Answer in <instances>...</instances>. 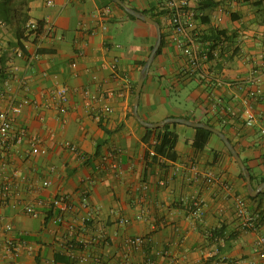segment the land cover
I'll list each match as a JSON object with an SVG mask.
<instances>
[{
  "label": "crops",
  "instance_id": "crops-1",
  "mask_svg": "<svg viewBox=\"0 0 264 264\" xmlns=\"http://www.w3.org/2000/svg\"><path fill=\"white\" fill-rule=\"evenodd\" d=\"M46 1L28 0L30 19L43 23L44 33L23 42L27 55L16 45L14 26L0 19V86L9 91L1 107L24 97L37 105L14 116L12 133L26 140L4 154L25 180H12L8 202L0 196V264H264L256 246L264 220L253 233L244 231L235 215L236 198L247 202L251 215L258 213V203L248 199L250 188L216 135L196 152L194 129L175 124L174 159L145 158V127L133 109L141 63L157 38L155 27L130 19L112 0H52L50 7ZM121 1L142 14L157 13V0ZM200 3L198 43L208 59L190 76L168 21L158 16L164 46L144 81L138 114L146 123L189 119L219 130L256 182L264 178V0ZM213 32L226 38L214 45ZM214 49L216 58L210 54ZM60 86L69 91L63 117L50 102ZM250 89L260 92L251 103L258 123L246 128L240 100ZM29 139L47 155L28 156ZM62 142L78 146L80 155L62 148ZM111 151L116 155L104 163ZM192 166L213 172L229 190L201 180L190 183ZM9 171L0 165L2 180H10ZM44 180L50 186L41 190ZM55 197H67L75 206L63 225L52 220ZM195 197L203 203L200 221L189 217L184 201ZM28 205L36 217L25 214ZM120 218L126 226L118 224ZM10 225L13 232L6 230ZM137 237L145 245L134 250L127 240Z\"/></svg>",
  "mask_w": 264,
  "mask_h": 264
},
{
  "label": "built area",
  "instance_id": "built-area-1",
  "mask_svg": "<svg viewBox=\"0 0 264 264\" xmlns=\"http://www.w3.org/2000/svg\"><path fill=\"white\" fill-rule=\"evenodd\" d=\"M201 0H157V10L164 16L168 21V28L171 35L172 42L181 49L184 57L187 59L189 67V75H195L201 71V63L208 59V54H202L200 51V46L198 43L199 32L197 29L198 20V8ZM53 4L52 0L46 1V6L50 7ZM110 14L109 10H105L104 17ZM27 28L30 30L37 29V23L30 20L27 24ZM106 29V27L104 28ZM44 30V29H43ZM42 32L41 36L43 35ZM40 36V37H41ZM210 54L213 57L218 56V51L216 49L211 50ZM72 67H76L73 64ZM9 95L8 89L0 86V165L3 169H9L10 180H2L0 177V196L3 201L8 202L11 198L12 191L14 187L12 185V180L24 181L21 174L11 168L10 161L4 157V154L10 150L12 146H21L26 138L22 134L12 133V125L14 116L20 115L23 107L34 106L36 103L28 97H24L19 100V103H11L7 109L2 108V102L7 99ZM260 92L257 89H250L247 91L246 95L241 98V109L240 117L246 128H253L258 123V117L253 110L251 105L252 101L259 98ZM50 102L54 104V109L58 113L59 117H63L68 113L69 107V91L65 86H60L57 88L50 97ZM105 113L110 112V108L106 107L104 109ZM262 133L264 134V127H262ZM27 154L30 157H45L47 155V150L43 148L35 139H29ZM62 148L69 151L70 153L79 156L80 149L78 146L69 143L62 142ZM116 155L115 152H108L102 159L104 163L110 161ZM154 152L150 151V157L154 156ZM192 177L189 179L190 183L196 181H203L207 185H221L225 189L229 190V183L218 178L213 172H201L196 166L191 167ZM161 186H164V182H160ZM50 186L49 180H44L40 184V189L44 190ZM32 188V187H29ZM188 207L189 217L195 221H200L203 217V203L198 198L185 199ZM52 209V220L58 225H63L66 223L67 218L75 212V206L67 197H55L51 202ZM85 208L89 206L84 205ZM24 212L29 217H36L37 212L33 205H28L24 208ZM235 215L238 219L242 221V229L244 231H249L253 233H258L259 231V215H251L248 211L247 202L243 198L235 199ZM127 220L120 218L118 224L120 226H126ZM70 229L73 227L70 226ZM6 230L8 232H13V226H7ZM127 245L134 250H139L145 245V240L143 238H132L127 240ZM257 255L264 262V234L258 236L256 243ZM86 261V257H82L80 262ZM105 264V263H101ZM139 264H154L152 261L147 260Z\"/></svg>",
  "mask_w": 264,
  "mask_h": 264
},
{
  "label": "trees",
  "instance_id": "trees-1",
  "mask_svg": "<svg viewBox=\"0 0 264 264\" xmlns=\"http://www.w3.org/2000/svg\"><path fill=\"white\" fill-rule=\"evenodd\" d=\"M109 1L110 3H113L111 0ZM12 2L13 0H0V19L3 23H9L14 26L16 31V38H17L16 45L24 55H27V51L24 47L23 42L27 41L29 37H33L34 41H37L43 32L44 25L43 23L38 22L36 30L28 29L27 24L31 20L29 16L28 0H16L14 4H12ZM200 4L198 10H200L201 8ZM115 6L118 9L122 10L118 5ZM143 14L147 15L150 19L158 22L159 25L161 26L158 16H162V14L158 10L156 14L151 12H144ZM127 16L132 20H137L128 14ZM213 33H214V38H212V40L214 45L217 44V41H221L226 38L223 32H213ZM200 40H202V38L199 36L198 41L200 42ZM163 46H164V35L162 34V42L158 50L157 56L161 54ZM213 48L214 46L212 47V49ZM144 65L145 62H142L141 68H143ZM175 126H176L175 124H167L160 129L145 128V135L142 141L147 146L145 153L146 159L148 160L150 159V161L153 163L158 162L161 159H166V160L174 159L175 146L178 141V135L173 129ZM194 131H195V136L192 141V148L196 152H202L207 147L209 138L213 136V134L203 129H194ZM224 149L227 155L232 159V156L230 155V153L228 152L225 146ZM151 150L155 154L152 157H150ZM250 176H251V185L253 188H256V186L264 183V178L254 182L255 181L254 177H252V175ZM240 178H242L243 181H245L241 171H240ZM247 197L250 201L258 203L257 214L260 217L258 221L259 222L258 224H260L264 220V191L259 193L255 197H251L250 195H248Z\"/></svg>",
  "mask_w": 264,
  "mask_h": 264
},
{
  "label": "water",
  "instance_id": "water-1",
  "mask_svg": "<svg viewBox=\"0 0 264 264\" xmlns=\"http://www.w3.org/2000/svg\"><path fill=\"white\" fill-rule=\"evenodd\" d=\"M112 1L115 4H117L120 8H122L128 15H130V16H132V17H134L140 21H143L149 25L154 26L156 31H157V38H156L155 44L152 48V51H151L147 61L145 62V65H144V67H143V69L139 75L138 81H137V87L135 90V99H134V109H133L134 118L147 129H160V128H163L167 124H179V125H184V126L193 128V129H203V130H206V131L216 135L222 141V143L224 144V146L226 147V149L228 150V152L232 156V159L239 166L241 173L244 176V179L250 188V196L255 197L259 193L263 192L264 191V183L260 184L256 189L252 188L251 176H250L244 162L242 161L241 157L239 156V154L237 153V151L235 150V148L233 147L231 142L219 130L214 129L209 125L190 121L187 119L170 118V119H167L161 123H154V124L146 123V122L141 120V118L139 117V114H138L140 93H141L144 81L148 75L149 69H150L155 57L157 56L158 50H159L161 42H162L161 28H160V25L158 22L150 19L145 14L139 13V12L127 7L121 0H112Z\"/></svg>",
  "mask_w": 264,
  "mask_h": 264
},
{
  "label": "rangeland",
  "instance_id": "rangeland-1",
  "mask_svg": "<svg viewBox=\"0 0 264 264\" xmlns=\"http://www.w3.org/2000/svg\"><path fill=\"white\" fill-rule=\"evenodd\" d=\"M161 24L164 26V24H163V22L161 21ZM215 139V138H214ZM259 186V185H258ZM258 186H256V187H258Z\"/></svg>",
  "mask_w": 264,
  "mask_h": 264
}]
</instances>
